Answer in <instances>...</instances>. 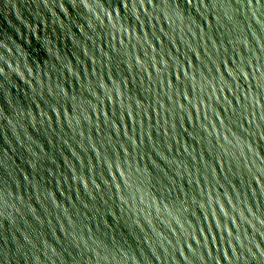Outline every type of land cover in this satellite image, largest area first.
<instances>
[{
    "label": "water",
    "instance_id": "water-1",
    "mask_svg": "<svg viewBox=\"0 0 264 264\" xmlns=\"http://www.w3.org/2000/svg\"><path fill=\"white\" fill-rule=\"evenodd\" d=\"M0 264H264V0H11Z\"/></svg>",
    "mask_w": 264,
    "mask_h": 264
}]
</instances>
